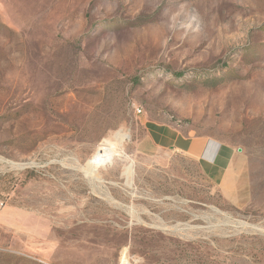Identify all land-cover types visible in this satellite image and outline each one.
<instances>
[{
  "label": "rangeland",
  "instance_id": "374dc122",
  "mask_svg": "<svg viewBox=\"0 0 264 264\" xmlns=\"http://www.w3.org/2000/svg\"><path fill=\"white\" fill-rule=\"evenodd\" d=\"M148 121L233 147L236 199ZM0 264H264V0H0Z\"/></svg>",
  "mask_w": 264,
  "mask_h": 264
},
{
  "label": "crops",
  "instance_id": "0c3cea01",
  "mask_svg": "<svg viewBox=\"0 0 264 264\" xmlns=\"http://www.w3.org/2000/svg\"><path fill=\"white\" fill-rule=\"evenodd\" d=\"M144 143L157 150H176L197 159L204 173L229 200L238 193V179L243 173V164L236 162L233 147L220 144L212 159L204 156L209 137L186 135L185 131L170 122L148 121L144 124ZM144 143L141 145L144 146Z\"/></svg>",
  "mask_w": 264,
  "mask_h": 264
},
{
  "label": "bare ground",
  "instance_id": "6f19581e",
  "mask_svg": "<svg viewBox=\"0 0 264 264\" xmlns=\"http://www.w3.org/2000/svg\"><path fill=\"white\" fill-rule=\"evenodd\" d=\"M121 132V131H120ZM122 133V132H121ZM118 133V134H121ZM124 133V131H123ZM127 133V132H126ZM115 134V133H114ZM122 135V134H121ZM116 136V135H115ZM124 136V135H123ZM111 137V136H109ZM120 138H122V136H119ZM128 137V136H127ZM114 138V137H113ZM124 138V137H123ZM124 142V140H123ZM123 142L122 146H123ZM100 145V144H99ZM120 145V144H119ZM118 146V143L115 142L113 139H104V142L101 144V146L99 147V151L100 154L99 156H96L95 158L91 159L89 162V165L91 167V172H95V168L96 166H98L99 163H103V162H109V160L111 159L113 153L115 152V148ZM95 154V153H94ZM116 154V153H115ZM107 164V163H106ZM109 164V163H108ZM88 169V168H87Z\"/></svg>",
  "mask_w": 264,
  "mask_h": 264
},
{
  "label": "built area",
  "instance_id": "2783aa9c",
  "mask_svg": "<svg viewBox=\"0 0 264 264\" xmlns=\"http://www.w3.org/2000/svg\"><path fill=\"white\" fill-rule=\"evenodd\" d=\"M135 110L137 113L142 112V109L140 107H136ZM218 147H219V143L217 141L209 139L205 149L204 156L207 157L208 159H212Z\"/></svg>",
  "mask_w": 264,
  "mask_h": 264
}]
</instances>
